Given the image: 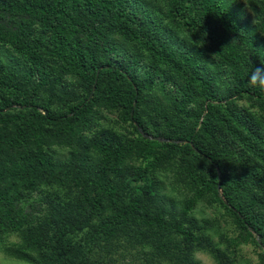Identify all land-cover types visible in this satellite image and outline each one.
<instances>
[{
  "label": "trees",
  "instance_id": "trees-1",
  "mask_svg": "<svg viewBox=\"0 0 264 264\" xmlns=\"http://www.w3.org/2000/svg\"><path fill=\"white\" fill-rule=\"evenodd\" d=\"M261 66L264 0H0V264H264Z\"/></svg>",
  "mask_w": 264,
  "mask_h": 264
},
{
  "label": "clouds",
  "instance_id": "clouds-1",
  "mask_svg": "<svg viewBox=\"0 0 264 264\" xmlns=\"http://www.w3.org/2000/svg\"><path fill=\"white\" fill-rule=\"evenodd\" d=\"M248 79L250 85L264 89V66L254 68L249 74Z\"/></svg>",
  "mask_w": 264,
  "mask_h": 264
},
{
  "label": "rangeland",
  "instance_id": "rangeland-1",
  "mask_svg": "<svg viewBox=\"0 0 264 264\" xmlns=\"http://www.w3.org/2000/svg\"><path fill=\"white\" fill-rule=\"evenodd\" d=\"M197 258H199L200 262L203 264H215L206 254H197Z\"/></svg>",
  "mask_w": 264,
  "mask_h": 264
},
{
  "label": "water",
  "instance_id": "water-1",
  "mask_svg": "<svg viewBox=\"0 0 264 264\" xmlns=\"http://www.w3.org/2000/svg\"><path fill=\"white\" fill-rule=\"evenodd\" d=\"M141 131V130H140ZM142 132V131H141ZM145 136L147 137V138H155V139H157V140H166V139H164V138H160V137H152L151 135H149V134H145ZM167 140H169V141H171L170 139H167ZM174 142H181V140H174ZM218 175H219V172H218ZM218 191H219V194H220V196H221V198H223V196H222V194H221V190H220V188H218Z\"/></svg>",
  "mask_w": 264,
  "mask_h": 264
}]
</instances>
